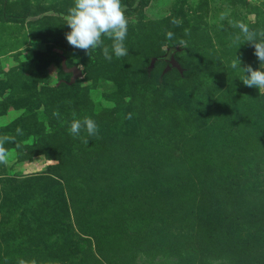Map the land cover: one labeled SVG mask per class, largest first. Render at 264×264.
Returning a JSON list of instances; mask_svg holds the SVG:
<instances>
[{
    "label": "rangeland",
    "instance_id": "374dc122",
    "mask_svg": "<svg viewBox=\"0 0 264 264\" xmlns=\"http://www.w3.org/2000/svg\"><path fill=\"white\" fill-rule=\"evenodd\" d=\"M72 4L0 0V264H264V87L229 23L264 0H122L111 61L68 44Z\"/></svg>",
    "mask_w": 264,
    "mask_h": 264
},
{
    "label": "clouds",
    "instance_id": "9594fccd",
    "mask_svg": "<svg viewBox=\"0 0 264 264\" xmlns=\"http://www.w3.org/2000/svg\"><path fill=\"white\" fill-rule=\"evenodd\" d=\"M220 18L224 20L225 16L222 14ZM65 22L70 28L65 34L68 44L84 51L87 56L98 48L102 49L104 58L109 61L112 60L113 54L117 59L129 54L124 43L127 38L128 20L122 0H73L65 16ZM229 23L233 28L239 29V34L235 35V42L239 46L245 42L252 45L254 54L260 62L259 68L256 69L250 64L242 66L241 59L236 55L230 67L243 72L244 75L239 79L245 86L260 90L264 87V30L250 28L242 21ZM105 37L112 41L111 50L104 43ZM53 115L60 117L58 110L54 111ZM68 132L87 145L89 139L81 134H86V137H98L99 125L91 117L86 116L82 119L74 117ZM0 163H6L3 149H0Z\"/></svg>",
    "mask_w": 264,
    "mask_h": 264
},
{
    "label": "water",
    "instance_id": "95a60500",
    "mask_svg": "<svg viewBox=\"0 0 264 264\" xmlns=\"http://www.w3.org/2000/svg\"><path fill=\"white\" fill-rule=\"evenodd\" d=\"M167 60H168V65H167L168 67H174L178 70L180 69L178 63L175 61V59L172 56H169ZM153 61H154V58L150 60L149 67H152ZM62 69L65 72L71 73L70 78H69L70 83L73 82L74 79L80 75V70L76 66H70V67L62 66Z\"/></svg>",
    "mask_w": 264,
    "mask_h": 264
},
{
    "label": "trees",
    "instance_id": "16d2710c",
    "mask_svg": "<svg viewBox=\"0 0 264 264\" xmlns=\"http://www.w3.org/2000/svg\"><path fill=\"white\" fill-rule=\"evenodd\" d=\"M170 17H171V23H170V25L169 26H172L173 25V20H174V17H175V11L174 10H172L171 11V13H170ZM165 35H166V33H165ZM167 43L169 44L170 42L169 41H167Z\"/></svg>",
    "mask_w": 264,
    "mask_h": 264
}]
</instances>
